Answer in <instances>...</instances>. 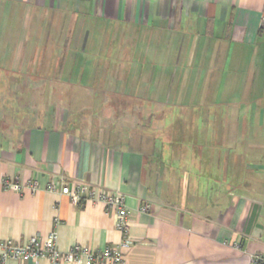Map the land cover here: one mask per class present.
Listing matches in <instances>:
<instances>
[{
    "label": "crops",
    "instance_id": "obj_1",
    "mask_svg": "<svg viewBox=\"0 0 264 264\" xmlns=\"http://www.w3.org/2000/svg\"><path fill=\"white\" fill-rule=\"evenodd\" d=\"M263 10L264 0H0V258L6 243L52 232L61 254L119 247L125 264L264 256ZM59 84L104 90L103 109L131 106L114 114L119 128L95 130L23 101ZM73 184L124 195L130 247L113 211L61 194Z\"/></svg>",
    "mask_w": 264,
    "mask_h": 264
},
{
    "label": "built area",
    "instance_id": "obj_2",
    "mask_svg": "<svg viewBox=\"0 0 264 264\" xmlns=\"http://www.w3.org/2000/svg\"><path fill=\"white\" fill-rule=\"evenodd\" d=\"M262 24L264 26V10L262 13ZM32 192L36 191V185L30 186ZM14 191H20L19 185L12 186ZM61 194L65 195L79 204L87 199L93 203H101L107 211L115 213L117 228L123 233L124 239L120 247L128 248L132 245V241L128 236L130 220L127 207L125 205V197L120 193H108L101 188H91L83 184H73L62 188ZM149 207L147 205L141 208L142 213H147ZM56 232H52L44 238L34 237L26 244L21 246L6 243L0 258V264H7L12 259H40L45 258L52 264H61V262L78 263V264H125L120 256L119 247L107 248L103 253H91L81 247H73L67 253H60L56 244ZM251 264H264V256L256 255L252 258Z\"/></svg>",
    "mask_w": 264,
    "mask_h": 264
},
{
    "label": "rangeland",
    "instance_id": "obj_3",
    "mask_svg": "<svg viewBox=\"0 0 264 264\" xmlns=\"http://www.w3.org/2000/svg\"><path fill=\"white\" fill-rule=\"evenodd\" d=\"M51 30V28H50ZM91 32V30H89ZM91 40L87 41L85 38L82 41L80 49L85 47H89L94 38L93 32L90 33ZM88 42V43H87ZM97 43V41H95ZM110 47H113V43L111 42ZM80 58V57H79ZM78 67V70L83 69L82 67ZM88 65L85 67L86 71H88ZM83 69V70H85ZM74 76H78L77 68L74 70ZM12 92L9 91L8 95L13 98L16 97L14 92L16 90L11 89ZM23 96V101L27 105V103L31 104L30 107H35V103L38 105L42 104L47 108L48 111H51V108H58V114L62 116H67L70 114V118L73 119L74 124L87 129L89 125H92L95 130L98 127V121L102 123V126H113L116 125L118 128L119 124L114 123L113 120L115 118L114 114L116 112H121V108L124 106L130 107L131 105L126 104H106V108L103 109V103L98 102V100H105V92L104 90L97 89H84L82 87H74L67 88L64 86L54 87V88H42L41 96L40 89L31 88L30 91ZM97 96L100 98H93ZM109 97V95H106ZM70 100H73L70 102ZM33 103V104H32ZM146 111V110H145ZM128 118V117H127ZM92 128V129H93Z\"/></svg>",
    "mask_w": 264,
    "mask_h": 264
}]
</instances>
